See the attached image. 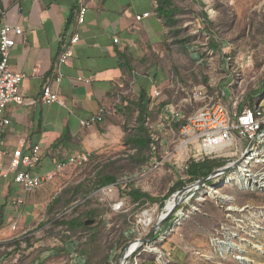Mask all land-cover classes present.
Masks as SVG:
<instances>
[{"label": "rangeland", "instance_id": "obj_1", "mask_svg": "<svg viewBox=\"0 0 264 264\" xmlns=\"http://www.w3.org/2000/svg\"><path fill=\"white\" fill-rule=\"evenodd\" d=\"M173 1L181 13L178 27L170 30L172 38L173 31H177L178 43L172 44L177 54L176 64L172 65V70L176 69L171 72L183 87L176 99L183 117L200 107L184 100L201 85H208L212 93L226 90L227 103L230 96L241 93L250 98L257 92L264 95V0ZM229 80L238 83L231 93L227 88ZM252 98L255 100V96ZM157 101L152 100L153 110L158 107ZM133 111L134 121L127 136L135 134L138 126L139 113L136 107ZM151 121L153 127L148 128L159 139L157 151L150 149L140 155L137 148L126 145L125 150L95 163L74 167L70 178L52 192V198L37 208V216H28L22 225L16 212L19 234L8 231L9 236H0V264H118L126 247L143 230L138 220L146 210L156 220L142 232L144 238H150L168 200L182 190L171 193L180 181L186 180L190 161L173 151L180 140L179 131L167 124L157 128ZM131 148L136 152L127 155ZM156 162L160 166L154 170ZM100 175L124 179L126 185L109 195L101 192L102 188L91 191L89 185ZM218 180L209 183L213 185ZM81 185L83 190L78 188ZM211 185L184 205L183 214L172 216L173 233L159 248L172 252V264H264V192L223 186L214 196L209 194ZM46 187L47 183L33 192L22 190L21 197L42 200ZM132 190L147 193L156 201L138 205L132 201ZM222 197L229 202H221ZM116 201H124L122 210L113 211ZM78 202L71 213L64 214ZM172 202L174 199L168 204ZM22 209L23 206L19 211ZM90 212L96 216L87 218ZM74 219L95 223L86 226L88 230L74 231L60 225ZM167 241L166 249L163 246ZM139 264H156L153 252L142 253Z\"/></svg>", "mask_w": 264, "mask_h": 264}, {"label": "crops", "instance_id": "obj_2", "mask_svg": "<svg viewBox=\"0 0 264 264\" xmlns=\"http://www.w3.org/2000/svg\"><path fill=\"white\" fill-rule=\"evenodd\" d=\"M158 6L157 0H0V21L23 30L11 50L10 67L26 75L20 87L25 103L8 106L6 115L11 123L0 129V149L23 147L27 151L38 145L42 161L31 170L34 174L53 171L58 163L80 153L91 155L86 165L95 163L125 150L134 103L142 90L151 100H158V107H151L155 120L149 121L157 128L170 127L172 118L165 117L163 108L177 106V94L183 88L172 73L176 69L173 66L172 70L177 54L172 44H178L177 31H173L175 38L170 36V30L180 23L181 10L174 4L176 24L171 26L158 14ZM82 8L87 13L85 22L79 23ZM142 13L151 16L137 21ZM75 34L80 40L72 45L73 55L60 64V55L71 46ZM38 65L41 73L35 77ZM59 75L62 80L57 83ZM48 83L53 84L64 105L42 102ZM156 90L161 92L159 97L154 95ZM113 107L116 113L106 115L103 123L91 128L80 125L81 119L100 108ZM73 169L66 167L54 182L47 183L42 200H24L22 189L0 172V217L5 222L0 236H9L6 232L16 221V212L22 225L28 216H37V208L52 198V192L70 178ZM18 199H23V204H14ZM167 245L168 241L163 248Z\"/></svg>", "mask_w": 264, "mask_h": 264}, {"label": "built area", "instance_id": "obj_3", "mask_svg": "<svg viewBox=\"0 0 264 264\" xmlns=\"http://www.w3.org/2000/svg\"><path fill=\"white\" fill-rule=\"evenodd\" d=\"M86 13V8L80 10L79 23L85 22ZM150 16L151 13H142L136 17V20L141 21ZM22 35L23 30L20 26L0 21V129L9 126L11 123L6 115L8 106L25 103V99L20 92V87L26 75L22 72L14 71L10 67L11 50L16 46L17 39ZM79 40L80 35L75 34L71 39V46L66 47L60 55V64H64L73 55L72 45L78 43ZM115 42L118 43L119 39L115 38ZM40 73L41 69L38 65L34 69L33 75L38 77ZM61 80L62 76L59 75L56 81L60 83ZM84 80L91 82L92 79ZM236 86H238V83L234 80L227 84L229 91H232ZM209 88L208 85L198 86L193 90L192 95H188L185 98L184 101L186 103L200 105L194 113L187 117H183L179 105L174 107L168 105L163 108L165 117L169 116V118H172L170 123L172 130L174 129L173 124L176 121L185 120V123L179 130L180 140L173 151L195 161L206 159L226 161L223 167L231 166L235 162H238V164L231 171L221 173L212 179H219L218 183L211 185L209 182L212 180H210L208 183L202 186L198 185L193 190L187 192L182 197V201L175 213L176 215L183 214L184 205L193 199L198 191L206 188L208 185H211L209 194L214 196L217 194V190L223 186H233L240 190L252 192H264V95H255L256 107L253 109L249 106L248 97L243 93L232 97L230 102L227 103L225 101L227 97L226 90L219 89L215 93H212ZM154 95L159 97L161 92L156 90L154 91ZM41 98L42 102L46 105L56 103L64 105V101L59 97L52 83L44 86ZM115 113L116 107L110 109L100 108L96 114L89 116L87 119H81L80 125L91 128L103 123L106 115H114ZM146 125L149 128L153 127L152 125L150 126L149 119ZM151 137L152 142L150 147L153 151H157V141L159 139L153 134H151ZM135 152L136 150L133 148L128 149L127 155H133ZM167 154H169L168 150L165 155L167 156ZM90 156L87 153H80L58 163L53 171L45 174H34L31 170L42 161L41 148L38 145L29 147L27 151L23 147H18L12 151L10 149H0V172L4 179H11L22 190L33 192L43 188L46 183L54 182L59 173L64 171L66 167L79 168L85 166L89 162ZM5 158L8 159L7 165L4 164ZM159 166L160 163L156 162L153 169H158ZM125 182L124 179L116 180L115 183L102 187L100 191L105 195H109L114 193L117 188L126 185ZM173 196L170 200L174 199ZM220 201L229 202L224 197L220 198ZM14 204H23V199L16 200ZM79 204V202L75 203L66 209L64 214L71 213ZM167 204L162 212V219H165L169 211ZM124 206V201H116L113 203L112 209L113 211H120ZM147 212H149L148 217L145 216ZM153 215V213L146 210L142 217L139 218L138 224L142 226L143 230L139 233V237L131 242H138L139 246L132 252L130 257L128 256L126 264H139L140 255L148 251L153 252L155 255L156 264H172V252L161 250L159 244L164 242L173 233L174 224L162 231L158 238L155 239L161 228L158 229L151 242H148V239L143 237L142 232L145 233L147 231L146 228L156 222ZM10 232L15 235L19 234V224L17 221L11 223ZM131 243L128 246V250L131 248Z\"/></svg>", "mask_w": 264, "mask_h": 264}, {"label": "trees", "instance_id": "obj_4", "mask_svg": "<svg viewBox=\"0 0 264 264\" xmlns=\"http://www.w3.org/2000/svg\"><path fill=\"white\" fill-rule=\"evenodd\" d=\"M158 1V14L161 16H164L168 24L171 26H175L176 20H175V13H176V7H174V4L171 0H157ZM258 94V92L256 93ZM256 94L252 95L255 96ZM248 97V101L252 100V102H249V106L251 108L256 107V103L254 98ZM151 104L152 100L148 97V94L145 90H142L137 102L134 103L135 107L138 110V118H137V128L136 133L131 134L132 136H126L125 138V144L128 146H131L133 148H137L140 155L143 154L146 150H150V144L152 142L151 132L149 131L148 126L146 125V122L148 119L152 117V110H151ZM185 123V120L176 121L173 124V127L175 130H180L181 126ZM225 161L219 160V159H206L201 161H195L190 160L187 168H186V180L180 181L176 187H174L171 190V193H175L176 191L180 189L186 188V186H189L191 184H194L196 181L207 177L210 175L213 171H215L218 168H221L225 165ZM116 178L114 176H98L96 181H93L91 185H89V188L92 190H97L99 188L111 185L116 182ZM89 183V182H88ZM210 184V183H209ZM79 190H83V186L78 187ZM91 193V192H90ZM131 198L134 203H137L138 205L144 204L145 201H151L155 202L156 199L151 197L147 193H143L139 190H132L131 191ZM51 210V209H50ZM95 213H88L87 218L95 217ZM173 217H171L160 229L159 233L156 235L155 239L158 238L159 234L166 230L172 223ZM4 220L0 217V230L4 226ZM60 225L66 226L68 230L74 231L78 229L82 230H88V227L85 225V220L80 219H74L69 221H62L60 222ZM85 264H91L90 262H86Z\"/></svg>", "mask_w": 264, "mask_h": 264}, {"label": "water", "instance_id": "obj_5", "mask_svg": "<svg viewBox=\"0 0 264 264\" xmlns=\"http://www.w3.org/2000/svg\"><path fill=\"white\" fill-rule=\"evenodd\" d=\"M237 164H238V162H235V163H233L231 166H225V167L218 168V169H216L215 171H213L210 175H208L207 177H204V178L198 180L196 183L191 184V185H189L188 187H186V188H184V189L178 191L176 194H174L173 197H174V200H175V206H174L171 210H169V211L167 212L165 219H162V217H160V218L157 220L155 230H154V232L152 233V235L150 236V238H148L147 241H148V242H151V241L154 239V237H155V235H156L158 229H160L161 226L163 225V223H164L167 219L171 218V217L176 213V211H177V209H178V206L180 205V203H181V201H182V197H183L187 192L193 190V189H194L196 186H198V185L202 186V185L208 183L210 180H212L213 178L217 177V176H218L219 174H221V173H227V172L231 171L233 168H235V167L237 166ZM169 201H170V199L168 200V202H169ZM94 223H95V220H87V221H85V225H86V226H91V225L94 224ZM127 253H128V247H126V249H125L124 252L122 253V256H121L120 261H119L118 264H126V262H127V260H128V254H127Z\"/></svg>", "mask_w": 264, "mask_h": 264}, {"label": "bare ground", "instance_id": "obj_6", "mask_svg": "<svg viewBox=\"0 0 264 264\" xmlns=\"http://www.w3.org/2000/svg\"><path fill=\"white\" fill-rule=\"evenodd\" d=\"M174 206H175V200H174V202L169 203V204L167 205V209H168V210H169V209H172ZM145 216L148 217V216H149V212L145 213ZM136 245H138L137 242H134L133 244H131V248L128 250V253H127L128 256L130 255V252H131L132 248H133L134 246H136ZM138 246H139V245H138ZM126 263H127V262H126Z\"/></svg>", "mask_w": 264, "mask_h": 264}]
</instances>
